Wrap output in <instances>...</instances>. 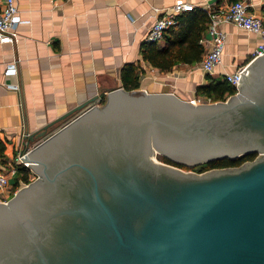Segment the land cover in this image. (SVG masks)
I'll return each mask as SVG.
<instances>
[{
	"label": "water",
	"instance_id": "95a60500",
	"mask_svg": "<svg viewBox=\"0 0 264 264\" xmlns=\"http://www.w3.org/2000/svg\"><path fill=\"white\" fill-rule=\"evenodd\" d=\"M96 99L22 137V151L44 138L21 158L35 180L0 203V264H264V54L225 101L123 87ZM251 153L202 173L156 157Z\"/></svg>",
	"mask_w": 264,
	"mask_h": 264
},
{
	"label": "crops",
	"instance_id": "0c3cea01",
	"mask_svg": "<svg viewBox=\"0 0 264 264\" xmlns=\"http://www.w3.org/2000/svg\"><path fill=\"white\" fill-rule=\"evenodd\" d=\"M175 1L16 0L23 20L20 38L15 44H0V142L4 145L0 171L23 150L25 134L92 98L97 97L92 104H100L109 91L121 88L120 70L125 64L139 63L138 90L206 100L196 95L197 87L221 81L225 73L249 63L261 37L232 24L220 26L226 34L224 52L210 74L200 69L199 62L178 63L169 72H160L142 61L140 45L148 29ZM184 1L207 12L240 0ZM242 1L264 23V0ZM205 36L202 33L201 40ZM66 122L50 127L46 136Z\"/></svg>",
	"mask_w": 264,
	"mask_h": 264
},
{
	"label": "built area",
	"instance_id": "2783aa9c",
	"mask_svg": "<svg viewBox=\"0 0 264 264\" xmlns=\"http://www.w3.org/2000/svg\"><path fill=\"white\" fill-rule=\"evenodd\" d=\"M195 6L191 2L184 0H176L169 9L159 16L148 29L144 41L158 42L161 40L164 31L170 26L176 24L177 16L187 11H194ZM208 24L206 36L200 40L204 52L199 61L200 69L210 74L214 68L222 61L224 52L226 34L221 30V25L232 24L237 28L248 32L259 34L260 43L251 54L250 61L264 54V23L261 18L255 16L248 11L246 2L240 0L229 4L226 7H218L207 11ZM23 22L21 19L16 0H3L0 6V44H15L19 40L18 27ZM249 61V62H250ZM246 66V65H245ZM245 66L237 68L234 72L225 73L223 80L228 82L236 89L238 88L240 73ZM12 68V67H11ZM12 70V69H11ZM193 103L211 102L210 99H193ZM30 146L25 151H18L13 157V162L9 168L0 171V203H5L12 195L21 187L35 180L36 175L30 170L29 163L23 162V158L31 149ZM24 167L28 170L27 181L22 179V174L18 172V167ZM20 176L19 179L13 181L12 178Z\"/></svg>",
	"mask_w": 264,
	"mask_h": 264
},
{
	"label": "trees",
	"instance_id": "16d2710c",
	"mask_svg": "<svg viewBox=\"0 0 264 264\" xmlns=\"http://www.w3.org/2000/svg\"><path fill=\"white\" fill-rule=\"evenodd\" d=\"M208 24V14L202 9L187 11L177 16L176 24L167 28L160 41L146 42L140 45V55L142 61L148 62L150 66L160 72H169L178 63L191 64L199 62L204 52L200 43L202 33L206 32ZM140 69L139 63L125 64L120 70V80L122 87L127 90H137L139 88ZM236 93V89L225 80L213 81L208 85L199 86L196 89L198 97L205 96L211 102L225 101L229 96ZM105 102V96L100 99V104ZM4 151V145L0 142V155ZM160 162L176 166L183 170H190L202 173L215 168L237 167L246 161H251L256 154H245L240 157L230 159L222 158L212 160L196 166H185L175 163L168 158L157 155ZM18 172L22 174V179L27 181L28 170L22 166L18 167Z\"/></svg>",
	"mask_w": 264,
	"mask_h": 264
},
{
	"label": "rangeland",
	"instance_id": "374dc122",
	"mask_svg": "<svg viewBox=\"0 0 264 264\" xmlns=\"http://www.w3.org/2000/svg\"><path fill=\"white\" fill-rule=\"evenodd\" d=\"M158 160V159H157ZM159 161V160H158ZM183 170V169H182ZM185 171H187V170H185Z\"/></svg>",
	"mask_w": 264,
	"mask_h": 264
}]
</instances>
